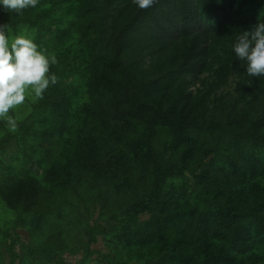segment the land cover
<instances>
[{
	"label": "trees",
	"instance_id": "trees-1",
	"mask_svg": "<svg viewBox=\"0 0 264 264\" xmlns=\"http://www.w3.org/2000/svg\"><path fill=\"white\" fill-rule=\"evenodd\" d=\"M258 22L264 0L0 5L59 78L0 118V264H264V76L234 52Z\"/></svg>",
	"mask_w": 264,
	"mask_h": 264
},
{
	"label": "clouds",
	"instance_id": "clouds-1",
	"mask_svg": "<svg viewBox=\"0 0 264 264\" xmlns=\"http://www.w3.org/2000/svg\"><path fill=\"white\" fill-rule=\"evenodd\" d=\"M158 0H133L140 9L152 7ZM39 0H0V5L9 12L20 14L27 8H35ZM9 24H0V118L15 129L16 120L9 115L11 109L24 103L26 92L31 88L34 95L43 98V93L58 82V76L50 72L57 64L54 54L37 45L32 38L16 35L9 44ZM234 45L236 56L247 62L249 76H264V23L251 31L238 35Z\"/></svg>",
	"mask_w": 264,
	"mask_h": 264
},
{
	"label": "rangeland",
	"instance_id": "rangeland-1",
	"mask_svg": "<svg viewBox=\"0 0 264 264\" xmlns=\"http://www.w3.org/2000/svg\"><path fill=\"white\" fill-rule=\"evenodd\" d=\"M23 34V33H22ZM32 89L30 88L27 92H26V97H30L32 94ZM22 108V104L18 105L17 107L13 108L14 110H20ZM95 250H104V245L103 243L100 241L98 244L93 246ZM69 261L75 262L76 259L74 258H69Z\"/></svg>",
	"mask_w": 264,
	"mask_h": 264
}]
</instances>
